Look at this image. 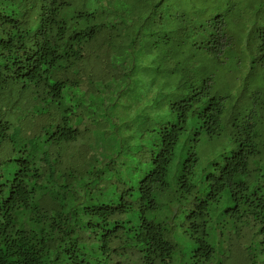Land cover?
Wrapping results in <instances>:
<instances>
[{
	"label": "trees",
	"instance_id": "1",
	"mask_svg": "<svg viewBox=\"0 0 264 264\" xmlns=\"http://www.w3.org/2000/svg\"><path fill=\"white\" fill-rule=\"evenodd\" d=\"M92 1L0 0V264H264V0Z\"/></svg>",
	"mask_w": 264,
	"mask_h": 264
},
{
	"label": "rangeland",
	"instance_id": "2",
	"mask_svg": "<svg viewBox=\"0 0 264 264\" xmlns=\"http://www.w3.org/2000/svg\"><path fill=\"white\" fill-rule=\"evenodd\" d=\"M73 5H76L80 0H68ZM85 1H92V0H85ZM103 2H111L112 0H102ZM153 0H124L123 2V10L125 12V21L126 25L130 24H136L138 17H146L145 9L146 5L152 4ZM94 4H100V0H93ZM140 7L141 10H144L143 12H140L136 15H134V11L138 9L137 7ZM128 30V29H126ZM264 30V29H263ZM127 32V31H125ZM262 39L261 41L264 42V32L260 33ZM261 54L255 55L253 58V65L246 64L242 60L237 59H231L229 61H224V64L220 67H218L216 71V75L218 76H225L227 79L228 84L231 86L232 93H242L245 86H252L254 82L258 83L259 91L261 92L264 89V47L261 48ZM231 80L233 82L231 83ZM248 94V93H244ZM135 109V108H134ZM134 109L131 111H134ZM126 120V119H125ZM124 121V120H122ZM100 129H104V134L109 140L110 138H115L116 135L113 132L112 128V119L110 117L107 118L106 114L105 116L101 117L100 120H98ZM94 125V124H93ZM89 124L86 127H82L81 135L79 136L76 144H80L81 140H83V144L86 146L89 144H93L95 142L93 130H95V126ZM98 125V124H96ZM102 127V128H101ZM78 146V145H77Z\"/></svg>",
	"mask_w": 264,
	"mask_h": 264
}]
</instances>
